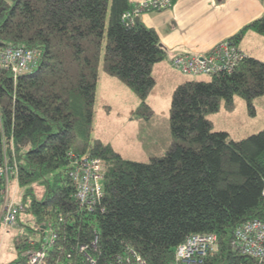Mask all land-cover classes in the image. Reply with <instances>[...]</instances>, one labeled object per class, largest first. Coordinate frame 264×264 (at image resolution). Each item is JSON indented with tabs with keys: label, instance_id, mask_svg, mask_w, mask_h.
Instances as JSON below:
<instances>
[{
	"label": "trees",
	"instance_id": "trees-1",
	"mask_svg": "<svg viewBox=\"0 0 264 264\" xmlns=\"http://www.w3.org/2000/svg\"><path fill=\"white\" fill-rule=\"evenodd\" d=\"M131 6L132 0H0V56L18 47L37 56L35 68L16 79L0 61V163L4 156L15 162L16 199L24 207L17 256L8 264H29L25 252L40 248L29 242L41 236L36 226L56 235L38 264H87L88 256L95 264H116L118 256L178 264L175 247L197 233L215 234L218 244L198 264H256L231 241L242 223L264 221V129L231 139L210 131L205 114L217 110L219 98L262 94L264 62L246 56L232 74L178 84L169 124L181 142L161 157L123 160L91 142L100 65L143 99L155 83L153 66L166 57L153 28L123 21ZM247 29L264 34V11L228 40L238 44ZM83 156L103 162L104 194L91 210L76 200L69 177ZM82 245L86 253L78 251Z\"/></svg>",
	"mask_w": 264,
	"mask_h": 264
},
{
	"label": "rangeland",
	"instance_id": "rangeland-1",
	"mask_svg": "<svg viewBox=\"0 0 264 264\" xmlns=\"http://www.w3.org/2000/svg\"><path fill=\"white\" fill-rule=\"evenodd\" d=\"M251 33L253 36H245L238 45L247 46L262 58L264 34ZM167 63L165 59L167 68H160L158 64L153 66L155 83L143 99L126 82L108 74L100 65L90 128L91 142L98 141L123 160L134 162L161 157L168 148L181 142L173 136L169 124L173 91L185 80H206L210 76L184 75ZM205 118L210 131L225 132L231 139L258 133L264 129V86L262 94L250 98L240 94H234L230 101L219 98L217 110L206 113ZM10 191L19 201L16 199L19 192L17 180H13ZM16 231L0 226V264H8L17 256Z\"/></svg>",
	"mask_w": 264,
	"mask_h": 264
},
{
	"label": "built area",
	"instance_id": "built-area-1",
	"mask_svg": "<svg viewBox=\"0 0 264 264\" xmlns=\"http://www.w3.org/2000/svg\"><path fill=\"white\" fill-rule=\"evenodd\" d=\"M174 0H132L131 8L123 13V21L133 24L140 15L149 12H159L170 8ZM245 58V54L232 41L225 39L204 53H180L172 58V66L184 75H224L232 74L233 71ZM2 67L17 75L33 69L37 63L36 54L22 47L7 48L0 56ZM103 162L99 157L83 156L73 162L69 171V177L75 185V198L83 207L91 210L96 201L103 197ZM17 169L15 162L10 164L8 157L0 163V226L3 229H13L17 226V217L23 212V204L17 200L10 187L15 180ZM262 195L264 196V184ZM41 230V236L29 238L30 244L38 243L39 249H28L25 252L29 264H38L45 256L56 235L45 228L35 227ZM24 234L23 230H19ZM95 247V243H92ZM232 248L240 255H245L256 261V264H264V221L257 219L249 220L237 227L231 241ZM80 253H86L87 246H78ZM218 249L217 237L212 233H197L189 235L174 249V257L178 264H198ZM134 254V253H133ZM87 255V254H85ZM88 256V255H87ZM116 264H146L140 256H134L132 260L124 261L117 257ZM87 264H95V260L87 257Z\"/></svg>",
	"mask_w": 264,
	"mask_h": 264
},
{
	"label": "crops",
	"instance_id": "crops-1",
	"mask_svg": "<svg viewBox=\"0 0 264 264\" xmlns=\"http://www.w3.org/2000/svg\"><path fill=\"white\" fill-rule=\"evenodd\" d=\"M263 11L264 0H174L170 8L144 13L139 21L156 31L166 51L167 64L171 65L172 58L177 54L208 51L261 17ZM251 32L255 31L247 29L241 40L245 36H253ZM236 45L245 56L264 62V57H258L252 49ZM165 59L156 64L167 68Z\"/></svg>",
	"mask_w": 264,
	"mask_h": 264
},
{
	"label": "bare ground",
	"instance_id": "bare-ground-1",
	"mask_svg": "<svg viewBox=\"0 0 264 264\" xmlns=\"http://www.w3.org/2000/svg\"><path fill=\"white\" fill-rule=\"evenodd\" d=\"M174 3V2H173ZM139 19V18H138ZM246 57V56H245ZM13 229H17L18 230V228H17V226L15 227V228H13Z\"/></svg>",
	"mask_w": 264,
	"mask_h": 264
},
{
	"label": "water",
	"instance_id": "water-1",
	"mask_svg": "<svg viewBox=\"0 0 264 264\" xmlns=\"http://www.w3.org/2000/svg\"><path fill=\"white\" fill-rule=\"evenodd\" d=\"M139 19L137 18L136 21H138Z\"/></svg>",
	"mask_w": 264,
	"mask_h": 264
}]
</instances>
